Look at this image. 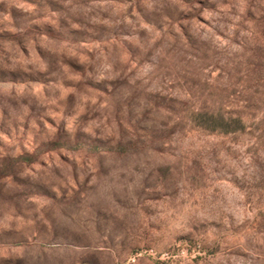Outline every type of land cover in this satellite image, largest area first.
Listing matches in <instances>:
<instances>
[{
  "label": "rangeland",
  "instance_id": "1",
  "mask_svg": "<svg viewBox=\"0 0 264 264\" xmlns=\"http://www.w3.org/2000/svg\"><path fill=\"white\" fill-rule=\"evenodd\" d=\"M0 264H264V0H0Z\"/></svg>",
  "mask_w": 264,
  "mask_h": 264
},
{
  "label": "trees",
  "instance_id": "2",
  "mask_svg": "<svg viewBox=\"0 0 264 264\" xmlns=\"http://www.w3.org/2000/svg\"><path fill=\"white\" fill-rule=\"evenodd\" d=\"M204 117V116H203ZM211 119H212V123H213V126L215 127H221V128H228V126H230L229 123H227L223 117H214V116H210ZM209 122V121H207ZM211 123V124H212ZM236 124L239 126V127H242L243 126V122L241 119H238ZM229 130V129H227Z\"/></svg>",
  "mask_w": 264,
  "mask_h": 264
}]
</instances>
